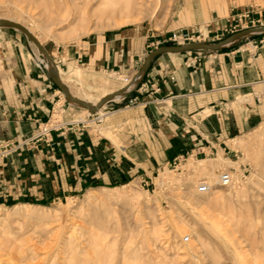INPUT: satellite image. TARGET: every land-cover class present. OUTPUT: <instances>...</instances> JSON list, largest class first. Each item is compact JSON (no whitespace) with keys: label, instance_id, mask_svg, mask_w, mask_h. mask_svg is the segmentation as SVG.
<instances>
[{"label":"crops","instance_id":"obj_1","mask_svg":"<svg viewBox=\"0 0 264 264\" xmlns=\"http://www.w3.org/2000/svg\"><path fill=\"white\" fill-rule=\"evenodd\" d=\"M231 1L234 4L228 14L225 8L214 13L206 31L196 23L191 29L170 31L168 38L160 41L138 28L114 29L93 34L81 45L59 49L57 55L46 50L71 91L63 76L71 82L74 76L78 78L79 71H84L77 68L74 72L76 65L92 76L113 72L129 83L125 76H138L149 55L157 50L225 43L214 51L159 54L139 86L134 85L128 94L113 101L117 106L110 108L111 101L106 103L105 110L113 114L131 110L133 99L144 103L147 109L143 105L141 112L150 127L146 134L134 136L130 128L122 136L123 145H117L107 134L110 139L89 130L64 127L52 133L50 144L38 141L11 155L0 166V207L36 208L34 205L50 204L91 189L126 186L130 180L147 184L183 155L206 160L220 150L232 152L229 142L264 121V102L256 99L264 95V12L256 0ZM247 11L250 18L244 26L263 30L235 39L245 30L234 33L231 29ZM9 30L0 33V144L24 146L52 120L56 109H62L64 119L73 115L51 71L32 62L30 43L14 33L15 29ZM174 35L176 44L170 42ZM188 39L194 43L186 42ZM244 40L249 42L241 44ZM152 45L157 46L149 50ZM37 56L48 62L41 51ZM103 110L97 113L108 119Z\"/></svg>","mask_w":264,"mask_h":264},{"label":"rangeland","instance_id":"obj_2","mask_svg":"<svg viewBox=\"0 0 264 264\" xmlns=\"http://www.w3.org/2000/svg\"><path fill=\"white\" fill-rule=\"evenodd\" d=\"M59 1L0 0V16H12L25 27L35 24L34 35L41 45L57 55L59 49L81 45L93 34L114 29L138 28L154 34L152 39L160 41L167 39L170 31L189 29L196 23H201L206 31L205 26L214 13L225 8L227 15L229 7L234 4L231 0H148L151 2L148 7L141 8L132 0L131 9L127 11L121 10L125 3L121 0L115 6L120 10L113 17L106 11L105 17H92L89 25L81 26L77 19L86 0H64L66 7L62 8L58 6ZM256 1L264 12V0ZM85 9L87 13L94 10L92 6ZM249 18L247 11L231 31L248 30L249 26L244 25ZM9 29L0 27V33ZM14 33L24 36L30 43V58L34 65L49 71L42 64L45 59L37 56L40 52L37 46L21 31L15 29ZM176 37L172 36L170 42L176 44ZM186 42L194 43V39ZM247 42L249 40H244L241 44ZM156 46L152 45L149 50ZM162 46L164 43L158 47ZM77 68L86 72L78 65L74 72ZM85 74L82 79L79 71L78 78L74 76L72 82L65 76L63 79L70 92L79 99H85L80 94L90 95L84 101L91 105L100 102L104 93L114 94L127 83L122 78L116 81L113 72L96 76ZM125 77L130 82L134 79L131 75ZM103 80L115 83L103 87ZM263 96L257 95L264 102ZM133 100H136L135 105L131 104L133 108L121 114H113L114 111L105 110L103 106V113L109 116L107 119L104 114L85 112L84 108L65 98L73 116L64 119L62 109L58 108L52 120L43 124L35 136L23 143L24 146L0 144V166L22 147L38 141L50 144L52 133L64 127L89 130L105 137L107 134L112 139L107 138L117 145H123L122 136L130 128L134 129V136L146 134L150 127L141 112L144 103ZM110 101L108 107L118 105V100ZM45 126L56 129L40 136ZM241 140L248 141L254 157H250L243 146L229 142L232 152L220 150L208 158L211 160L221 155L237 164L211 167L207 174L200 169L199 160L189 154L194 159L187 157L180 167L174 164L176 159L147 184L130 180L126 186L110 187L112 190L91 189L50 204L34 205L46 209L22 208L20 215L10 210L14 205L2 206L9 209L0 208V217L3 218L0 221V264L3 244L6 249L9 246L8 253L16 244H20L22 251L26 250L25 254L32 249L35 257L31 259L30 256L23 264H264V121L236 139ZM162 171L168 176L167 183L162 180ZM222 171L234 173L237 185L228 189L216 186L209 194L196 191L202 180L215 186ZM91 191H97L107 201L94 206L85 205L83 199ZM217 225H221L222 233L217 230ZM3 239L8 242L4 243Z\"/></svg>","mask_w":264,"mask_h":264},{"label":"bare ground","instance_id":"obj_3","mask_svg":"<svg viewBox=\"0 0 264 264\" xmlns=\"http://www.w3.org/2000/svg\"><path fill=\"white\" fill-rule=\"evenodd\" d=\"M120 1L121 0H119L118 2H117V0H86L85 1V4L86 5H84L82 8L80 7V13H79V19H77V21H80V25L81 26H87V25H89V23H90V20L89 19H91L92 17H96V18H99V19H101V18H103V17H105V13H106V11L108 12L109 11V14L108 15H110V16H114L115 15V12L116 11H119L120 9H118V8H116L115 6L118 4V3H120ZM134 1V0H133ZM133 1L132 0H125V3H124V6L122 7V9L121 10H130L131 9V4L133 3ZM136 1V6H139V7H141V8H147L148 7V4L149 3H151V2H148V0H135ZM134 1V2H135ZM66 2L64 1V0H60L59 1V3H58V6L60 7V8H62V7H66ZM88 6H92V8L94 9L91 13L90 12H86V9H85V7L87 8ZM158 6V5H157ZM0 20H7V21H14V22H16V23H19V21H16L15 20V18L14 17H12V16H0ZM20 24V23H19ZM22 25V24H21ZM25 27V26H24ZM28 30H30L33 34H34V29L36 30V28H37V26H35V24H33L32 26H30V27H26ZM84 33L85 34H87V31H84ZM83 33V34H84ZM37 38V37H36ZM45 64H46V67L49 69V70H51L53 67L51 66V65H48L47 64V62H44ZM54 66V65H53ZM59 74V73H58ZM85 73H83V72H80V77L82 78V79H84L85 78ZM59 76H60V74H59ZM119 76H116V81H119ZM101 83L103 84V87H108V86H110L111 84H113V83H115V82H113V81H108V80H103V81H101ZM133 82H130L129 84H126L124 87H130L129 89H132L133 87H134V85L135 84H132ZM67 87V86H66ZM69 90V89H68ZM70 92V91H69ZM70 94L72 95V96H74L73 94H72V92H70ZM108 95H111L110 93H104L103 94V96H102V98H104V97H107ZM86 97L85 95H82V94H80V97ZM89 95H87V97H88ZM122 97V96H121ZM121 97H119V96H117V97H114L113 99H115V100H119V99H121ZM77 98V97H76ZM101 98V99H102ZM82 100V99H81ZM85 100V99H84ZM84 100H82V101H84ZM85 102V101H84ZM98 103L99 102H97L96 104H94V105H92V106H96V105H98ZM103 106H105V105H103ZM102 106V107H103ZM102 107L98 110L99 112H102ZM85 111L87 110L88 111V109H84ZM234 143H237V144H239V146H243L244 147V149L247 151V154L250 156V157H254V155H255V153H254V150L252 149V148H250L249 147V144H248V141H233ZM247 142V143H246ZM247 147H248V150H247ZM242 148V147H241ZM249 148L250 149H252V151L251 150H249ZM258 151V150H257ZM243 161V160H242ZM197 162V161H196ZM198 164H199V166H200V169L203 171V174H207L208 172H210L211 170V167H215L216 168V166H219V165H222V164H232V165H235V164H237V162H232L231 160H229V159H225L223 156H221V155H219L217 158H215V159H209V160H199L198 161ZM161 176H162V180L164 181V182H166L167 183V180H168V176H167V174H166V172L165 171H162V173H161ZM199 180H201V179H199ZM97 191H92V192H90V193H88L85 197H84V199H83V203L85 204V205H87V206H94V204H96V203H98V202H101V203H103V202H106L107 200L105 199V198H103V197H101L100 195H98L97 193H96ZM0 208H2V209H9V208H5V207H0ZM22 208H27V206H17V207H14V208H11L10 210H13V211H15V212H17L18 213V215H20L21 214V209ZM28 208H35V207H28ZM36 209H46V208H37L36 207ZM0 221H3V218H1L0 217ZM218 227H217V230L220 232V233H222V229H221V225H217ZM6 235H7V233H6ZM8 238H9V236H8ZM14 239V238H13ZM9 241H10V239H9ZM3 242L4 243H7L8 241L7 240H5V239H3ZM11 242V241H10ZM9 242V244H11ZM1 243V242H0ZM13 247V246H12ZM11 247V248H12ZM9 248V246H7V249ZM7 249H6V245L5 244H3L2 245V249H1V251L2 250H4L3 251V253H2V255H1V262L3 263V264H23L26 260H27V258H30V256H32V254H34L31 250L32 249H29V253L27 254H25L24 252L26 251H22L21 250V247H20V244H16V245H14V247H13V249L12 250H10V252L8 253L7 252ZM46 249V248H45ZM32 253H31V252ZM35 252V251H34ZM6 257V258H5ZM35 257V256H34ZM33 256H32V258L31 259H33L34 258ZM1 263V264H2Z\"/></svg>","mask_w":264,"mask_h":264},{"label":"water","instance_id":"obj_4","mask_svg":"<svg viewBox=\"0 0 264 264\" xmlns=\"http://www.w3.org/2000/svg\"><path fill=\"white\" fill-rule=\"evenodd\" d=\"M0 27H9V28H13L16 30L21 31L27 38H29L36 46L37 48L45 55V57L48 59V63L49 65H51L53 68L50 70L52 73V78L54 83L56 84V86L60 89V91L63 93L64 97L70 101L73 102L79 106H81L84 109H88V111H90L91 113L95 114L98 112V110L105 105L108 101L113 100L114 97H121L123 95L128 94L131 89H129L130 87H124L123 89H121L120 91L108 95L107 97H104L96 106H92L91 104H88L84 101H82L79 98H76L74 96H72L68 90V88L66 87V85L62 82L58 72L54 69V66L49 58V55L46 51V49L41 45L40 41L38 40V38H36V36L30 31L28 30L26 27H24L23 25L16 23L14 21H7V20H0ZM263 29H255V30H245L239 34H237L234 38H239V37H244L256 32H260ZM225 43H221V44H217V45H207V44H192V45H188V46H182V47H176V48H170V49H160L157 50L153 53H151L149 55V57L147 58V60L145 61V64L143 66V69L141 70V72L138 74V76H136L131 82H133L132 84H135V86H139L142 78L145 76V74L147 73V70L149 68V65L151 63V61L153 60V58H155L156 56H158L159 54L162 53H166V52H185L188 50H193V49H197V50H218L219 48H221ZM139 78V80H138Z\"/></svg>","mask_w":264,"mask_h":264},{"label":"built area","instance_id":"obj_5","mask_svg":"<svg viewBox=\"0 0 264 264\" xmlns=\"http://www.w3.org/2000/svg\"><path fill=\"white\" fill-rule=\"evenodd\" d=\"M176 41V39H174ZM197 60V59H196ZM44 62H47V61H43L42 64L45 65L46 67V64ZM47 64L49 65V63L47 62ZM47 68V67H46ZM264 99V96L262 97ZM257 100L261 101V97H257ZM136 103V100H132L131 101V104L132 105H135ZM101 119L100 116H98V120ZM100 121V120H99ZM54 129H56L55 127L53 128L52 126H45L40 134V136L42 135H45V134H48L50 133L51 131H53ZM38 136V137H40ZM187 157H190L192 159H194V157L192 155H183L181 156L180 158H178L176 160V162L174 163L177 167H180L182 166V164L187 161ZM219 180H218V183L215 184H211V182H208L206 180H202L200 181V183L197 185L196 187V191L199 193V194H209V193H212L215 189L216 186L218 187H221V188H224V189H228V188H232L234 186L237 185V180L234 176V173H232L231 171H222L219 173V176H218ZM189 241V239H186V242Z\"/></svg>","mask_w":264,"mask_h":264}]
</instances>
